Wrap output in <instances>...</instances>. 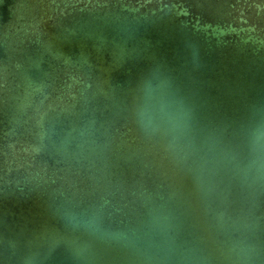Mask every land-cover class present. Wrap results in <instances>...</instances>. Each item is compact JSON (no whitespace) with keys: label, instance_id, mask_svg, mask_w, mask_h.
<instances>
[{"label":"water","instance_id":"obj_1","mask_svg":"<svg viewBox=\"0 0 264 264\" xmlns=\"http://www.w3.org/2000/svg\"><path fill=\"white\" fill-rule=\"evenodd\" d=\"M0 264H264V0H0Z\"/></svg>","mask_w":264,"mask_h":264}]
</instances>
